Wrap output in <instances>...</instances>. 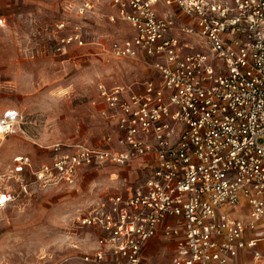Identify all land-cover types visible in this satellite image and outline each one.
I'll list each match as a JSON object with an SVG mask.
<instances>
[{
    "label": "built area",
    "instance_id": "obj_1",
    "mask_svg": "<svg viewBox=\"0 0 264 264\" xmlns=\"http://www.w3.org/2000/svg\"><path fill=\"white\" fill-rule=\"evenodd\" d=\"M97 2L69 0L64 10L83 18ZM109 5L107 20L133 29L110 42L109 54L141 60L151 73L137 87L98 84L100 115L109 127L99 145L54 143L36 167L27 154L15 156L11 171L20 189L0 190V207L29 183L73 184L87 169L145 158L141 176L125 179L79 214L95 242L83 264H141L144 247L158 234L175 237L169 264H237L242 250L261 261L264 0ZM73 42L85 44L77 26L57 49ZM19 129L17 111L0 115V137Z\"/></svg>",
    "mask_w": 264,
    "mask_h": 264
},
{
    "label": "rangeland",
    "instance_id": "obj_2",
    "mask_svg": "<svg viewBox=\"0 0 264 264\" xmlns=\"http://www.w3.org/2000/svg\"><path fill=\"white\" fill-rule=\"evenodd\" d=\"M68 1L0 0V115L12 109L20 118L17 133L0 137V190L20 189L11 171L17 155L27 154L36 167L54 143L99 145L109 127L100 115L98 84L137 87L148 76L143 61L109 54L113 39L133 34L124 21L107 20L110 0H98L83 18L64 10ZM60 20L67 29L56 28ZM75 26L85 44L58 50L59 38ZM115 169H87L73 184L29 183L0 207V264H82L94 237L77 218L112 191ZM152 241L143 264H169L172 246Z\"/></svg>",
    "mask_w": 264,
    "mask_h": 264
},
{
    "label": "crops",
    "instance_id": "obj_3",
    "mask_svg": "<svg viewBox=\"0 0 264 264\" xmlns=\"http://www.w3.org/2000/svg\"><path fill=\"white\" fill-rule=\"evenodd\" d=\"M144 66L147 67L146 65H144ZM147 68H148L147 75H149L151 73V70L149 69V67H147ZM144 159H142V158L137 159V160L132 161L130 164H127V165L108 164V165L103 166V167H109V166H115L116 167L115 170L110 172L111 180L114 181V183L112 184V187H111L112 191H114L115 187H119V186L123 185L125 179L127 181H134L139 176H141V171H142L141 166L144 162ZM147 159H149V157ZM100 168H102V167H100ZM99 169H97V170H99ZM88 170H90V169H88ZM102 196H104V195H102ZM156 237L163 241V243H164L163 247H167V246L171 247L172 246V248H171L172 252L171 253L173 254L174 248H175V237L165 236L163 234H160V235H156L153 238H156ZM152 239H150L148 241V243L146 244V246L144 247L143 255H144V251L146 250V247L149 245V243H151ZM94 245H95V242L93 240V247H94ZM259 246L262 249V251H264V239H261ZM172 254H171V256H172ZM143 255H142L141 264H143ZM171 256H170V258H171ZM237 264H264V259H262L261 261H256L255 259H253L251 251L242 250L240 252L238 258H237Z\"/></svg>",
    "mask_w": 264,
    "mask_h": 264
}]
</instances>
